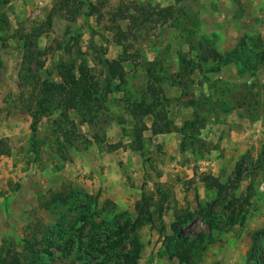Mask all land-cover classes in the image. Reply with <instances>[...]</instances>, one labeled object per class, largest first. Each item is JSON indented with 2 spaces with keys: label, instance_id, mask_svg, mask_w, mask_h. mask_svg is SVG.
I'll list each match as a JSON object with an SVG mask.
<instances>
[{
  "label": "rangeland",
  "instance_id": "obj_1",
  "mask_svg": "<svg viewBox=\"0 0 264 264\" xmlns=\"http://www.w3.org/2000/svg\"><path fill=\"white\" fill-rule=\"evenodd\" d=\"M0 138V264H264V0H0Z\"/></svg>",
  "mask_w": 264,
  "mask_h": 264
},
{
  "label": "trees",
  "instance_id": "obj_2",
  "mask_svg": "<svg viewBox=\"0 0 264 264\" xmlns=\"http://www.w3.org/2000/svg\"><path fill=\"white\" fill-rule=\"evenodd\" d=\"M147 13V17L150 15H154V14H158L159 16H163L166 11L165 9H159V8H152V9H148L146 11ZM126 17H134V15L127 13V15H124ZM48 24L51 25L52 24V18L51 16H49V18L47 19ZM117 32L119 34L118 37V42L120 41V43L122 42L120 39V36H126L127 35V31L122 29V27L117 26ZM28 47L26 48V53L24 54V60H23V64H24V70H26L27 72H29L31 65L33 63V58H32V51L30 52ZM213 56H217L216 51L212 52ZM208 56H204V60L208 59ZM114 63H119L117 61H114ZM106 65H110V69L114 66L113 61H110L108 63H105ZM21 76L23 77V74H21ZM46 80V79H45ZM55 89H59L61 91V95L63 96L62 99L64 101V109H69L70 106V102L72 100H74V96L73 94H76L73 92L72 89H68L64 84L61 83H53L52 81H45L44 82V87L41 89L42 92V97H40L41 99H44L46 97H48V93L51 92V90H55ZM72 93V95H71ZM44 96V97H43ZM39 99V100H41ZM32 102V101H31ZM39 102V106H43L41 101ZM32 105V103H31ZM31 105H27L26 108L31 111L32 110V106ZM154 105L153 103H141L140 105H138V111L136 112L137 115H141V116H145V115H152L153 116V121L152 124L150 126L151 130L153 133L157 134V133H164V132H170L172 131L174 128H177L175 122L172 119H168L166 114L163 113L162 111H154ZM34 112V116H37L38 111H32ZM64 115H66V117L68 116L67 113H65ZM89 120V119H88ZM91 120V119H90ZM142 128H148L147 124L145 122L142 123ZM35 130V128H34ZM66 136L69 138L72 136L71 132H67L66 131ZM66 137V138H67ZM10 153V145L8 143L7 139L4 138H0V155L1 154H9ZM129 222L127 221V223L125 224V227L129 226ZM174 230H178L177 227H175V225L173 224ZM120 237H122V235L120 234ZM121 239H117L114 244H111V246H108V248L106 247L104 252H108L109 250H112L114 248L115 245H118L120 243ZM96 257V256H95ZM98 257V256H97ZM249 260H255L258 263V255H257V249L256 246L253 245L251 247L250 250V255H249ZM118 264H127V263H118Z\"/></svg>",
  "mask_w": 264,
  "mask_h": 264
},
{
  "label": "crops",
  "instance_id": "obj_3",
  "mask_svg": "<svg viewBox=\"0 0 264 264\" xmlns=\"http://www.w3.org/2000/svg\"><path fill=\"white\" fill-rule=\"evenodd\" d=\"M23 166L24 163L20 160V153H18L16 145H14V143H11L10 153L0 155V209L2 208L4 209V211L7 207L10 206V204L8 205V202H11V204H15V200L19 197V192H14V184L21 176V180L22 182H24V178H26L25 174L27 171L23 170ZM3 188H6L8 192L1 193ZM9 194L10 196L8 197ZM10 209H12V207H10Z\"/></svg>",
  "mask_w": 264,
  "mask_h": 264
}]
</instances>
